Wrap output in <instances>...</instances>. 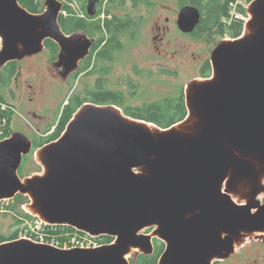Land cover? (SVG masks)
<instances>
[{
    "label": "water",
    "instance_id": "1",
    "mask_svg": "<svg viewBox=\"0 0 264 264\" xmlns=\"http://www.w3.org/2000/svg\"><path fill=\"white\" fill-rule=\"evenodd\" d=\"M96 2L89 0L90 11ZM60 10L51 1L35 16L17 0H0V63L52 39L65 53L62 74L74 70L83 47L68 56ZM250 12L251 35L214 50L212 80L190 88L183 126L150 131L113 105L83 104L40 151L43 178L24 184L17 170L31 143L18 133L0 142V198L29 192L44 221L115 240L66 251L9 242L0 245V264H128L131 248L153 252L148 236L137 235L152 225L166 245L158 264H210L228 255L240 232H264V205H237L222 192L264 176V0ZM199 20L197 8L183 7L178 29L191 33Z\"/></svg>",
    "mask_w": 264,
    "mask_h": 264
},
{
    "label": "rangeland",
    "instance_id": "2",
    "mask_svg": "<svg viewBox=\"0 0 264 264\" xmlns=\"http://www.w3.org/2000/svg\"><path fill=\"white\" fill-rule=\"evenodd\" d=\"M51 1H55L61 5V10L59 12L57 20L58 25L59 19L61 17L66 19L68 16H71L69 13L70 11L78 17L81 16V13L85 10V7L87 11H90L88 8L89 0H38L41 9L39 13L33 14L28 12L27 10L26 11L30 15L41 16L46 12L48 4ZM148 1H152L153 3L147 2L146 5L143 3H137L134 8L129 5L130 2H128V0H126L122 5L119 1L115 4L114 8L112 7V9L110 10L113 13H117L121 17L125 13L131 14L132 19H129L127 21L129 23L128 26H132L133 29L135 28L136 31H138L137 35H134L130 40H128L129 43H125L126 45L124 46V50L120 52V62L118 67L119 72H121L123 69L121 66H129L128 68L131 69V76L134 78H142L141 76H136V71L142 72V69H144V67L148 70L146 72V79L144 78L145 80H140L141 83H144L145 85L140 86L137 94L138 96L134 97L129 103L132 106V109H134L135 111H137L135 108H139L141 110L144 105H169L168 102L164 104L167 101L166 98H171L173 100L178 99V97L182 96L183 105L186 110L185 118L182 121L168 128H160L153 123L144 121L146 124H150L155 127L156 131H168L171 128L177 129L179 126H183L187 121L188 110L185 105L187 103L186 96L188 97V93L190 92V88L192 87V85H203L204 83L212 80L213 74L212 65L210 62L211 57L210 55L206 54V51L212 54L214 50L222 47L223 44L238 42L251 35L252 29L248 27L247 22H250L254 19V15L250 11L254 7L256 0H241L242 3H239L240 0H232L229 4V17H231L232 10L233 16L235 12H237L242 20L241 22L239 19L234 18L235 20H239L242 24V32L238 37H233V35L226 33L223 36L218 35L215 38H207L204 41L202 39L192 38L190 36L184 35L185 33L182 32L179 33L176 24H174L173 27L171 26V30L167 33L163 43L159 46V49L156 48V45L153 41V29L157 24V19L158 17H161V19L163 20V18L166 16L174 20L178 17L176 13L178 11V6L176 5L175 0ZM161 4L164 6L161 7ZM18 5L23 8L19 3ZM157 5L160 6V9L156 7ZM239 6L242 7L240 12H238ZM234 7H236L235 11ZM151 9H154L152 10V13L149 12V10ZM119 22L120 25H122V28L125 27L123 26V24L127 23L123 19H120ZM161 23L162 22H160L159 24ZM170 24L171 23H169V25ZM45 41L42 43L40 51L27 55L23 54L17 60H12L6 63L9 64L17 61L23 63L21 64L23 69L21 75L22 78L20 77L19 79L21 81L20 86H22L21 96L23 95V97H21V100L17 103V107H15L17 113L15 114L10 124V131L11 135L15 133L23 135L26 139H28L29 142L39 141L49 136L55 129L63 107L68 103V98L72 94H79L82 89L81 81L83 78L78 76L79 71L76 69L77 66L70 72L69 77L67 76V74L63 75L61 72L60 75L57 76L58 79H54L51 77L52 72H50L49 70L51 68V65L48 64V60L46 57L47 53L45 51ZM74 41H76L77 43L76 38L68 40L69 43L67 44V46H69V44ZM1 46L2 39L0 37V51L2 49ZM193 55L195 57V60L193 59ZM204 58L209 60L208 64L210 63V68H206L204 71H201L199 65ZM24 60L27 64V61L31 60L32 64L34 63L35 65L33 64V66L30 67V70H28L29 67L24 70ZM58 62L64 63V60L60 59V61ZM6 64L2 65V63H0V68L4 67ZM60 67H62V65ZM27 75L29 76L28 84L31 85V88H28L26 83L23 82V78ZM27 97H31L32 100L28 101ZM84 100L90 101V99ZM116 108L119 110L120 114H122L123 117L128 118L123 110L118 107ZM32 114H35V116H33ZM43 146L38 148V150L36 151L32 150L31 152L30 150V152L27 154L28 156H22H27V158L25 160H21L22 164L20 165V169L17 170V176L20 180V183L24 184L28 180L43 178V176L45 175L46 169L43 167L40 161L38 162L36 160L35 155L38 151H42ZM222 192L227 195L234 203L246 204L250 202L258 204V206H263L264 176L261 175L255 182V184L244 181L235 190H229L227 184H224ZM15 198H18L19 201H16ZM34 205L35 200L29 192H16L11 197L0 198V237L9 238L14 232H16L18 235L16 239L12 241L10 240L2 242L0 243V245L8 244L9 242L14 241H27L36 245L50 246L59 250L66 251L80 248H82L81 250H93L101 248L103 246L114 244V237H111L112 239L110 242H104L103 237L105 235H96L97 237L95 239H91L98 242L97 246L92 245V247L95 246L94 248H74L71 246L72 243L69 240L66 241L61 237L53 234H51L52 237L47 235V237L44 238L47 240V242L40 243L36 240H33L30 235L34 233V227L39 222L48 224V222L40 218L37 212L32 213L28 211L29 207H34ZM46 227L47 226H45V228ZM157 230L158 227L156 225H152L140 230L137 235L148 236L153 247L155 246L154 240L160 241L164 244L165 248L166 245L158 237ZM42 231L43 233L49 232V230L44 229H42ZM252 234L253 233L249 235L245 232H240L237 237L233 238V240L237 241L236 245H234L233 242V244L231 245V251L229 253L224 252V254L228 255H224L221 258L213 257L210 260V264H214L216 261L224 260L232 254H237L236 252L241 249L240 247H242L244 244H249V241L255 242L256 240L264 239V232H262L261 236H252ZM48 242L52 243L49 245ZM53 243L55 244L53 245ZM157 244L159 245L158 242ZM138 249L139 250L137 252H134L129 257H127L128 264H134L133 262L135 261V257L143 252V250H141L140 248ZM253 252L254 250H250L247 252V255H253ZM251 258H253L250 260L251 262L257 260L256 258H254V255Z\"/></svg>",
    "mask_w": 264,
    "mask_h": 264
},
{
    "label": "flooded vegetation",
    "instance_id": "3",
    "mask_svg": "<svg viewBox=\"0 0 264 264\" xmlns=\"http://www.w3.org/2000/svg\"><path fill=\"white\" fill-rule=\"evenodd\" d=\"M125 1L126 0L122 1L121 5L124 4ZM175 1L176 5L178 6V11L176 12L177 16L181 8L193 6L188 3V0ZM117 2H119V0H97L94 8L91 11H87L85 7V10L81 13V16L79 17L82 20L80 29L71 31L69 33H62L68 39H77V43L74 41L70 43L67 48L69 51L67 52L69 53V57L71 52L78 51L81 47H83V53L77 61L76 68L79 71L78 76L83 78L81 81V92L76 95L83 99H90V101H85L83 104H95V102L103 100L104 98L112 99V102L115 104L109 103L106 105H113L124 111L132 107L129 103L134 97L138 96L137 94L140 86L145 85L144 83H141L140 80L144 78L146 79V72L148 70L144 67L142 72H135L136 76H141L142 78L132 77L131 69L128 68L129 66H121L123 69L121 72H119L118 65L120 62V52L124 50V46L126 45L125 43H127L128 40H130L134 35H137L138 31H136L135 28L133 29L132 26H128L129 23L127 21L132 19L131 14L125 13L121 17L117 13L110 11L112 7L114 8ZM128 2H130L129 5H131L133 8L137 5V3H143L145 5L147 2L153 3L152 1L148 0H128ZM162 6L164 5L161 4V7ZM156 7L160 9L159 5ZM152 10L154 9L149 10V12L152 13ZM177 18L173 20L165 16L162 20L161 17H158L157 24L153 29V41L157 49H159V46L163 43L167 33L170 32L171 26L173 27L174 24L177 26ZM120 19H123L127 22L123 24L125 27H123L124 30L121 31H119ZM160 22L162 23L159 24ZM169 23L171 24L169 25ZM199 27L200 21L192 33L184 35L190 36L192 38L202 39L204 41L207 38H215L218 36V34H215V32H201ZM178 31L179 33L181 32L179 29ZM45 51L47 53L46 57L48 64L51 65V68L49 69L50 72H52L51 77L58 79L57 76L60 75V72L62 73L63 69V67H60L63 63L58 61H60L61 57L65 56V53L64 51H61L59 45L53 40H49V46L48 48L45 47ZM206 54L210 55V57L212 55L207 51ZM193 59L195 60L194 55ZM202 60L203 61L199 65L201 71H204L206 68H210V63L208 64L209 60L206 58ZM27 62L28 64L26 62L24 64V70L28 67V70H30V67H32L34 64H32L31 60ZM14 63L15 64L12 65L14 69L12 76L10 74L12 67L7 68L8 64L0 68V111L10 113L12 115V120L17 113L15 107H17V103L21 100V97H23V95L21 96L22 86H20L21 81L19 80L22 75L23 69L21 64L23 63L19 61ZM67 76L69 77L70 73L67 74ZM28 77V75L24 77L23 82L26 83L28 88H31V85L28 84ZM76 95L72 94L69 98ZM27 100L31 101L32 98L27 97ZM32 115L35 116V114ZM2 135L3 138L0 140V142L9 139L11 136L10 135L9 137L5 138L4 132L1 131L0 136ZM30 143L32 146L33 142ZM27 156L22 157V160H25ZM240 248L241 249L236 252L237 254H232L224 260L216 261L214 264H264V239H259L255 242L249 241V244H244ZM250 250H254L253 255L254 258L257 259L253 262L250 261L253 259L251 258L253 255H247V252Z\"/></svg>",
    "mask_w": 264,
    "mask_h": 264
},
{
    "label": "trees",
    "instance_id": "4",
    "mask_svg": "<svg viewBox=\"0 0 264 264\" xmlns=\"http://www.w3.org/2000/svg\"><path fill=\"white\" fill-rule=\"evenodd\" d=\"M70 1V0H67ZM72 1V0H71ZM80 1V0H79ZM120 2L124 0H119ZM232 0H188V3L196 7L200 11V27L201 32H215L220 36L229 33L233 37H238L242 32V24L239 20H232L229 24H225L222 21L229 18V4ZM18 3L28 12L37 14L40 12V4L38 0H18ZM68 7V6H67ZM241 10V7H238ZM71 16H68L66 19L61 17L59 19V25L62 29V32L69 33L71 31H76L81 28L82 20L75 15L74 13L69 12ZM73 14V15H72ZM69 18V19H68ZM124 30L120 25L119 31ZM45 47L48 48L49 40L45 41ZM14 63H9L8 67H12ZM14 69L10 72L11 76L13 75ZM165 106H152L144 105L141 110L135 108L137 111L132 109V107L124 110L125 114L128 117L133 119L146 121L153 123L160 128H168L185 118L186 110L183 105L182 96L178 99L166 98ZM112 99L100 100L95 102L96 105L103 106L109 103L115 104L112 102ZM85 103V100L80 96L76 95L68 99V103L63 107L62 112L59 115L58 123L52 133L39 141H33L32 150H37L45 144L56 141L61 133L64 131L66 125L70 121L72 115ZM163 105V104H161ZM173 105V106H171ZM139 109V110H138ZM139 111V112H138ZM5 120L6 124L2 127V121ZM12 122V115L8 112L0 111V133L4 132V136L9 137L11 135L10 124ZM3 138V135L0 136V140ZM32 152V151H31ZM26 159V158H25ZM16 201H19L18 198H15ZM59 229L53 232V234L58 235ZM18 237L17 233L14 232L9 238L0 237V243L5 241H12ZM104 242H110L111 237L104 236ZM155 246L154 251L149 255L139 254L135 257L134 264H158L161 253L164 251V244L160 241L154 240ZM159 243V245L157 244Z\"/></svg>",
    "mask_w": 264,
    "mask_h": 264
},
{
    "label": "built area",
    "instance_id": "5",
    "mask_svg": "<svg viewBox=\"0 0 264 264\" xmlns=\"http://www.w3.org/2000/svg\"><path fill=\"white\" fill-rule=\"evenodd\" d=\"M239 3H242L241 0ZM239 7H241V6H239ZM235 9H236V7H234V11H235ZM238 12H240L239 8H238ZM234 18L241 20L240 15L238 13H235L233 16V11L231 10V18L230 19L232 20ZM5 124H6V121L3 120L2 121V127L5 126ZM32 226H34V225H32ZM45 226H47V227L45 228ZM31 227H30V229H31ZM42 229L49 230V232L43 233ZM57 229H59L60 231H58L59 234L56 236L61 237L62 239L66 240V241L69 240L72 243L71 246L74 248H80V247L94 248L95 246L98 245V242L96 240H91V239H95L97 237L96 235H91L88 232L73 228L71 226H63V225L58 226V225H54V224L49 225L47 223H41V222H39L34 227V230H33L34 233L31 234L30 236L33 238V240H36L40 243L41 242H47V240L44 238L47 237V235L51 236V234H53V232L57 231ZM53 235H55V234H53ZM48 243L50 245L52 242H48ZM54 244L55 243H53V245ZM92 245H95V246L92 247ZM80 249H82V248H80Z\"/></svg>",
    "mask_w": 264,
    "mask_h": 264
},
{
    "label": "bare ground",
    "instance_id": "6",
    "mask_svg": "<svg viewBox=\"0 0 264 264\" xmlns=\"http://www.w3.org/2000/svg\"><path fill=\"white\" fill-rule=\"evenodd\" d=\"M249 5V4H248ZM245 9V8H244ZM247 9V8H246ZM237 11V10H236ZM235 13H237V12H235ZM242 15H245V14H242ZM231 18V17H230ZM248 21V20H247ZM190 115V114H189ZM190 125V124H189ZM146 127H147V129L148 130H150V131H154L156 128L155 127H153L152 125H146ZM36 160L39 162L40 161V152L38 151L36 154ZM41 162V161H40ZM237 205H242V204H239V203H236ZM24 208V207H23ZM28 211L29 212H32V213H34V212H36L37 210H35L34 209V207H29V209H28ZM49 225H51V223H48ZM55 227V226H54ZM262 232L263 231H261V232H257V233H253L252 234V236H261L262 235ZM249 235H251V234H249ZM236 243H237V241L236 240H234V245H236ZM139 249L138 248H131L130 250H129V252H128V254L126 255V259H127V257H129L132 253H134V252H137ZM149 255V254H148ZM138 256V255H137Z\"/></svg>",
    "mask_w": 264,
    "mask_h": 264
}]
</instances>
